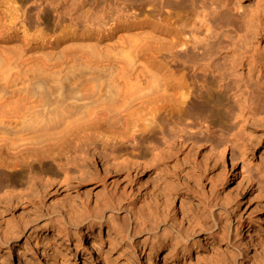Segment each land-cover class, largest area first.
I'll return each instance as SVG.
<instances>
[{
  "label": "rangeland",
  "instance_id": "rangeland-1",
  "mask_svg": "<svg viewBox=\"0 0 264 264\" xmlns=\"http://www.w3.org/2000/svg\"><path fill=\"white\" fill-rule=\"evenodd\" d=\"M239 2V13L244 15L243 26L241 25L242 29L232 33V38L228 39L223 36L227 27L225 18L219 17L225 9L215 5L213 0H0V6H12L13 13L11 21L5 23L0 15V46L5 50V53H0L2 107L11 102L25 103L26 100L22 101L23 97L17 94L16 89L23 85L33 87L34 78L43 81L45 79L44 83L47 80L48 86L63 89L70 80L74 81L82 74L96 72L104 73V76L110 72H120L110 65L124 66L126 61L123 57L107 58L103 43L108 41L101 40L97 43L94 32H105L115 23L126 24L135 18L148 20L151 24L153 20L154 23L164 24L165 8L174 10L178 4L182 5V13L187 15L186 28L189 30L186 35L190 38L189 44L192 38H197V47L193 48L188 44L185 48L177 50L173 54L176 57L171 62V54L164 51L158 57L149 58V61L145 57L135 58L137 67L142 65L139 63H143L138 71L161 74L165 72V64H168L174 72H178L184 65L188 70L193 93H196V88L201 82L204 83L205 76L209 80L208 76L211 75L207 72H214L213 75L216 76L222 72L231 80H239L240 77L244 79L236 80L239 82L237 85L231 82L229 98L223 99L219 96L220 101H227L228 105L231 103L229 106L232 109L229 108L231 112L233 110V118L228 122L229 128L223 133L219 131L218 124L217 127L210 128L212 124L209 121H205L201 127L194 126V130L190 129L189 124H182V129L178 130L171 124L167 125L168 122L159 117L161 119L158 118L157 123L162 129L158 125L152 129L149 138L155 143H150L152 148L148 144L146 155L141 158L136 154L144 150L145 142L141 143L139 134L136 133L138 141L135 139L136 141L125 142L124 148V144L114 148L111 145L101 147L99 143L91 145L92 147L83 145L81 150L66 148L51 160L53 173L44 171L48 176L42 173L36 181L34 180L35 184L31 183L28 175L20 180L12 179L17 176L18 170H15V174V171L3 172L0 169V264H264V191L259 186V182L264 180V105L257 109L254 105L257 104L254 103L256 89L261 85L264 89V35L258 37L250 44L251 47L246 49L247 55H251L254 50L255 54H260L255 58L257 60L253 67L246 63L247 60L243 65L239 64L243 49L239 50L235 44L238 34L243 33L238 39L249 40L251 33L247 28L252 29L256 22V18L249 21L253 11L260 15V25H264V0ZM201 4L203 7H200ZM192 7L200 12V16L204 14L205 21L194 20V10L190 11ZM232 22L236 27L237 23L233 20ZM84 30H90L89 36L92 37L83 35ZM22 35L26 42L21 38ZM88 40L93 50L98 51L97 47H103H99L102 50L98 51L100 57L99 54L90 53L89 56L93 54L92 57L86 55L72 58L75 46L89 43ZM93 41L97 43L96 46ZM224 41L228 42V46L222 52L218 48ZM110 42L108 43L111 44ZM28 44H31L30 47L34 50L26 53L30 58H27L29 62H23L24 59L27 60V56L23 58L22 55L26 52ZM4 54H10L8 60ZM66 55L71 56L68 59ZM11 56H14L13 60ZM247 59H251V56ZM205 64L208 66L203 69ZM23 76L30 77V81L26 78L28 84H25L24 78L21 80ZM204 81L206 84L207 81ZM202 83L201 85H204ZM207 83H212L210 86L213 88L216 86L214 82ZM17 84H20V87ZM249 88L254 90L253 93H248L246 89ZM216 90L218 88H215L213 93H216ZM217 108L220 110V105ZM51 117L58 119L57 115ZM205 126H210L209 130H206ZM215 128L216 131L210 132V129ZM259 130L262 131L261 134ZM154 154L165 156V161L157 157L153 159ZM110 156L114 159H110ZM134 158L139 162L148 163L149 168L155 167L156 170L154 169L153 173L144 170L136 173L134 170L129 174V178L123 181L124 174L112 170L111 163L121 165ZM44 165L48 166L49 163L45 162ZM36 170H39L38 167ZM47 177L49 192L43 196L42 182ZM164 184L169 188L168 191L165 189V193H161ZM124 191L127 194L125 197ZM107 196L113 200L122 196V209L108 207L100 212V200ZM148 201L156 204L158 215L162 211L165 213V223L154 222L157 212L145 206ZM138 207H142L141 210L149 209L152 217L141 216ZM208 211L217 217L215 225L210 223L211 226H207L209 230L203 225V217ZM39 213L41 216L38 222L26 221ZM126 214H129L127 217L130 218H127ZM59 216L66 219L65 225L56 222L55 218ZM94 216L100 218L97 220ZM122 216L128 224L125 222L123 229H117L116 225L123 221ZM93 230L96 231L95 237L86 240ZM133 230L136 231L135 234ZM250 235H253L254 239L259 237L261 242L253 241V253L244 255L243 245ZM38 238L43 244L36 246ZM48 238L54 245V252L48 250ZM85 240L87 249L89 247L87 251L83 250ZM54 253L58 263H54Z\"/></svg>",
  "mask_w": 264,
  "mask_h": 264
},
{
  "label": "bare ground",
  "instance_id": "bare-ground-1",
  "mask_svg": "<svg viewBox=\"0 0 264 264\" xmlns=\"http://www.w3.org/2000/svg\"><path fill=\"white\" fill-rule=\"evenodd\" d=\"M160 2H159V5H160ZM170 2L171 1H169V3ZM213 2L215 3V5L225 9L219 14L220 18H225V21H226L225 25L227 26L225 33H223V36L228 39L232 38V33H237V30L242 29L243 21H244L242 18V16L244 15L239 13L240 11L239 8H241L239 0H213ZM179 5L180 4H178V6H176L177 8L174 10L170 9L171 11L165 8V15H164L165 20L163 19V21H165L164 24H160L159 22L154 23L155 22L154 20H153V23L151 24V22L148 20H144V19L137 20L135 18L136 20L134 19V21H131V20L127 21L126 24H123L124 22L122 24L115 23L113 26L109 27V29H107V31L105 32H100V31H99L100 33L94 32V35L96 37V38L94 37L96 39L94 40L97 41V43L101 40H104L103 42L111 41L110 42L111 44H109L108 42L103 43V47L105 49V52L107 53V55L105 54V56H108L107 58L123 57L122 59L126 61L125 65L124 66L122 65L123 67L121 66L120 62L118 63L120 64L119 66L113 65V64L110 65L114 70L118 69L120 70V72H110L109 74L107 73V75L105 74L104 76H103L104 73L96 74V72L82 74L79 76L77 75L78 77L74 75L76 78L74 81L70 80L71 82L73 81L72 83L71 82L69 83L70 85L68 84L67 87L63 89H60V88L58 89V87H56L58 90L54 88L55 86L53 85H49L51 87L53 86V88L49 87L47 84L48 83L47 80H46L47 83L45 82L47 84L46 85L44 83L45 79L43 81L38 78L37 79L34 78L33 87H29L27 85L26 86L23 85L20 87L19 86L20 84L19 85L17 84L20 88L16 89L17 90L16 92L17 94L23 97V100L21 97H20L21 98L20 100L22 101L26 100L24 101L25 103L12 104L11 102V104L9 103L5 104V106H3L4 109L2 107V104L0 105V169H2L3 172L5 171L12 172V171L18 170L19 173L15 171L14 173L15 174L17 173V176L12 179L20 180V179H23L24 176L26 178L28 175V177L30 178L28 179L32 181L30 182L35 184V181H36L35 179H37L39 175H42V173L44 174V171L45 172L52 171L51 160H53L56 157V155L59 156L58 153H61V151L66 150V148L80 149L81 146L83 147V145L91 146V145H95V143L97 144L99 143L101 147H106L108 145H111V146H114V148L117 145L124 144L123 145V148H124V146L126 145L125 142L131 141V140L133 141L137 138L135 137L136 133L139 134L138 138L142 141L141 143L145 142L144 150H141L136 154L138 158H141L146 155V149L148 148V144L150 147V143L152 144V142H154V141H151L150 139L151 137L149 135L150 133H152L153 131L152 129H154L156 125H158L160 129H162V127L157 123L158 122L157 119L159 117L164 118L165 121L168 122L167 125L171 124L173 127H177L178 130L182 129L181 128L182 124L184 125L189 124L191 126L190 129L194 130L195 129L194 126L201 127L203 126V124H205L204 123L205 121L206 123L209 121L210 124L212 125L211 127L210 126L208 127L214 128L213 126H216V124H218L219 131L221 133L226 131L229 128L228 122L231 121V118H233L232 116L233 110L231 112L232 108L229 106L231 103H229L228 105L227 101L226 102H223V100L220 101L219 96H221L223 99L229 98L230 97L229 92L232 89L231 82H234V84L237 85V83H239V82H236L237 78H234L233 80H231V78L226 77L224 73L222 72H219L217 76L213 75L214 72H207L208 74L211 75V76H208L210 78L209 80H207L208 79L207 76L203 74L205 76L203 78L204 80H206L207 82L209 81V83L214 82L216 85L215 88H218V90H216V93L214 92L216 95H214L213 91L215 90V88H213V86L212 87L210 86L212 83L210 85H208L207 82L206 84H204L205 83L204 80H203L204 83L201 82L204 85H201L200 83V86H197L196 88V93H193L191 83L188 79L189 77L188 76L189 74L187 72L188 70H186L187 68H185L184 65L183 66L180 65L182 67L181 69L183 72L181 71L180 68H179L180 72L179 71L174 72L173 68H171L172 66L168 64H165L166 73L164 72L161 74H155L153 72H139L138 71L139 67L142 68L143 63L138 62L139 64H142V65H139V67H137L138 64L134 60L135 58L145 57L148 60L149 58H155V57L160 56L164 51L165 53H169V55L171 54L170 55L171 59L168 56V58L170 59L169 62H171V60H173L176 57V55L174 57L173 54H175L177 50L183 49L189 44L190 38L187 37L186 35V32L189 30L186 28V25L188 24L186 22L187 15L182 13V5L181 6ZM11 7L12 6H0V15L4 23L7 21L8 22L11 21V19L13 18ZM200 7H203V4H201ZM191 9L192 10L190 11L194 10V13H195L194 20L195 21H201V20L205 21L204 14L203 16H200L199 11H196L193 7ZM253 18H256L254 27L252 29L247 28L250 30V33H251L249 40L246 41V39L245 40L238 39V38H241V35H243V33L241 35L238 34L237 39H235V44L236 46H238L239 50L243 49L242 51L243 54L239 57V64L243 65L245 61L247 60L246 63L251 64V67H253V65L255 66L256 64L255 61L257 60V59L255 60V58L258 56L259 52L258 54L257 53L255 54L254 53L255 50L253 49L254 50L253 53L251 55H247L248 53L245 54L246 49L247 47H251L250 44L256 41L258 37H262L264 35V25L261 26L259 23V21H261L260 15L257 12L253 11L250 15V19L249 17L248 19L249 21H251V19ZM232 20L237 23L236 27H234L236 25L234 22L231 23ZM146 26L148 28H144ZM89 32L90 30H84L82 33L83 35L85 34L86 36L87 35L89 36L90 34ZM190 36L193 37L192 33H190ZM21 38L24 41L26 39L24 38V35H22ZM89 41L90 40H88V42ZM95 41H93L94 46H96L97 44ZM198 42H199V39L192 38V42H190L189 45L195 48L197 47ZM90 43L91 42L89 43L86 42L85 44L82 43V44L76 45L75 46L76 49L73 50L72 56L71 55H69V57L68 55L66 56L69 59L70 56L72 58L74 56H76L74 58H79L77 56L85 57L86 55L89 56L90 53H94V54L96 53V54H99V57H100V53H98V51L101 50L103 47L101 48L98 45L101 49L97 47L98 51H96V50H93L94 48L91 47ZM30 45L31 44L27 45L26 47L27 49H25L26 52L23 53V55L26 53L29 54L30 53L29 51L34 50L33 48L30 47ZM227 46H228V42L224 41L220 43L218 49L223 52L225 51V48H227ZM37 48H36V51L38 52L40 49L38 48L39 50H37ZM4 51L5 50L3 49V47L1 48L0 46V53L2 52L5 53ZM36 51H34V53H36ZM42 54L44 53L42 52ZM9 55L10 54L8 55L4 54V56H7V60H8ZM23 55H22L23 58L27 56V54L24 56ZM105 56L103 55V57ZM207 56L208 58H210L209 53H207ZM249 56H251V59L248 60L247 58ZM12 57L14 56H11V58ZM97 57L95 58L96 60H97ZM27 58L28 56L26 57V59ZM28 59L26 61L25 59L24 61L23 60L22 61L27 62ZM5 60H6V57H5ZM232 62L234 63L235 60H233ZM96 64L98 65V62ZM21 65L23 64L21 63ZM207 66H208L207 64L203 65V69L207 68ZM100 67H101V64H100ZM145 67L143 68L145 69ZM108 69H110V67H108ZM162 69L163 68H161V70ZM43 70H46V69H43ZM123 70L125 71L122 72ZM126 70H128V72ZM41 74L43 73L41 72ZM45 74H47V72ZM37 75H32V76H37ZM194 75H197V74H194ZM23 78L26 81V78L29 80L30 77L27 76L25 78L23 76L21 80ZM238 79L241 81L244 80L243 77H240ZM25 84H28L27 81ZM258 84L257 86L261 85V84L260 85ZM261 86L258 89H256L257 94L254 98L255 99L254 103H257V104H254L253 101L251 102L255 106H257L255 109L260 108L261 107L260 105L262 106L264 105V99H263L264 89L261 88ZM17 87L13 86V88H17ZM249 89H246L248 90V93L249 94L253 93L254 90L252 89L249 90ZM8 91L11 92V90L9 89ZM219 105H220V110L217 108ZM51 115H57L58 119L57 120L53 119ZM208 127L205 126V129L209 130ZM197 129L199 130V128ZM214 131H216V128L215 130L210 129V132H214ZM259 133L261 134L262 131L259 130ZM152 146L153 145H151L150 148H152ZM126 149L125 151L127 152L128 149L127 150ZM112 150L113 149H111V151ZM84 156L87 157L89 155H84ZM116 157H117V154H116ZM155 157L159 159L161 158L160 160H162L163 162L166 159L165 156H162V155L159 156V154H154L153 159ZM112 158L113 157L110 156V159ZM45 162H48L49 165L48 166L44 165ZM147 164L144 163V161L139 162L135 160L134 158V160H126L124 163H121V165L112 162L111 169L121 171V173L124 174L122 175L123 176L122 180L124 181L127 178H129V174H131L134 170H136V173L141 170L142 171L144 170L145 172L148 171L150 173L155 172L154 171L155 167L149 168V165L147 166ZM36 167H38L39 170H36ZM46 176H48V174ZM42 177L43 176H41L40 178ZM48 179L49 177H47V179L43 180L44 182H42L43 190H42L41 195L43 196L48 194L49 192V190L47 189ZM9 180L11 181V179ZM165 185L167 184H164V186L161 189V193L162 191L165 193V189H167L168 191L169 187L166 188ZM259 186L264 191V180L259 182ZM89 188H92V187H89ZM123 194H124V197L125 195H127L125 191L123 192ZM142 197H144V195H142ZM122 199H123L122 196L117 198V200H113L112 198H109L108 196L107 198H103L102 200H100L99 211L102 212L108 207H113L114 209H117V210L122 209V205H123V202L121 201ZM150 201H148V203L144 205L151 208V210H155L157 212L156 214L157 216L154 215L155 216L154 222L155 223H158V222L165 223V219H166L165 213L162 211V213L158 215L159 210L155 209L156 204L154 205ZM71 205L72 204H70V206ZM141 206L143 207V205ZM157 207L159 206L157 205ZM146 209H143V210L140 209L142 213L140 215L141 216L144 215L146 218H149V217L151 218L152 217L151 211H149V209L147 211ZM204 209H206V207ZM133 213L135 214V212ZM205 213L206 214L203 217V225L205 228H208L209 230V227L207 226L210 225V223L212 225L213 224L215 225L217 222L216 221L217 217L215 218V216L212 215L211 211H208ZM127 215L129 214H126V217ZM40 216H41V213H39L38 215L34 214L33 216L30 217V219H27L26 221L33 222V223L36 221L38 222L40 219L39 218ZM55 217H53V220ZM122 217H123L122 218L123 221L121 224L116 225L117 229L118 228L123 229L124 226L128 224L126 222L127 220H124L125 217L124 216ZM98 218L100 217H95V219L97 220ZM127 218H130V217H127ZM55 220L56 222L57 221L60 222L59 224L62 223L63 225H65L67 223L66 219H63L62 216L61 217L59 216V218H55ZM125 222L126 224H124ZM143 223H146V222H143ZM135 232L136 231H134V234ZM95 234H96L95 230L91 231L88 235V239L86 240L93 239L95 237ZM127 238L128 239L130 238L128 234H127ZM86 240L84 243V249H83L84 251H87L89 249V247L87 249ZM253 241L261 242L259 237H256V239H254V236L250 235L249 239L246 242H244V245H243L244 255L253 253V245L251 244ZM46 243H48L47 244L48 245L47 247L49 248L48 250H51L52 252H54L53 251L54 245L51 244V239L48 238ZM4 244L7 245V243H4ZM35 244L37 246V245L43 244V242L40 238H38ZM53 258H54V263L58 261L56 254H55V257L53 256ZM228 258L230 257L228 256Z\"/></svg>",
  "mask_w": 264,
  "mask_h": 264
}]
</instances>
